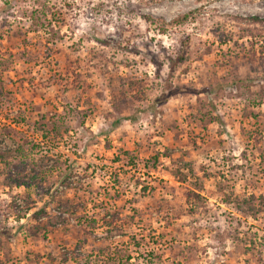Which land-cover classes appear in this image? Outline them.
I'll return each instance as SVG.
<instances>
[{"label": "rangeland", "instance_id": "obj_1", "mask_svg": "<svg viewBox=\"0 0 264 264\" xmlns=\"http://www.w3.org/2000/svg\"><path fill=\"white\" fill-rule=\"evenodd\" d=\"M8 1L0 264H264V0Z\"/></svg>", "mask_w": 264, "mask_h": 264}, {"label": "trees", "instance_id": "obj_2", "mask_svg": "<svg viewBox=\"0 0 264 264\" xmlns=\"http://www.w3.org/2000/svg\"><path fill=\"white\" fill-rule=\"evenodd\" d=\"M4 5H5V6H4L2 9H0V13L6 11V10L9 8V6H10V2H9L8 0H6V1L4 2ZM249 18H250L251 20H254V21L264 22V17L252 16V17H249ZM195 196H196L198 199L201 198V195H200L199 193H195ZM228 199H229V202L236 204V206L239 204V202H238L235 198L230 197V198H228ZM246 202H249V201H246ZM238 206L240 207V205H238ZM252 210H253V209H252ZM255 210H256V209H254V211H255ZM39 212H40V211H37V212H36V215H38Z\"/></svg>", "mask_w": 264, "mask_h": 264}]
</instances>
